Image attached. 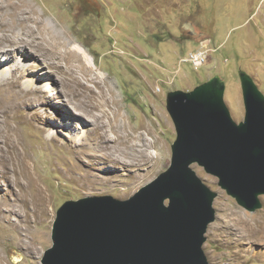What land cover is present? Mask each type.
<instances>
[{"label":"rangeland","instance_id":"374dc122","mask_svg":"<svg viewBox=\"0 0 264 264\" xmlns=\"http://www.w3.org/2000/svg\"><path fill=\"white\" fill-rule=\"evenodd\" d=\"M27 1L42 25L51 27L42 31L43 43L53 36L80 45L91 68L72 56L62 59L63 48L54 57L35 44L25 49L27 57H11L6 64L10 68L16 61L24 68L21 79L13 77L15 86L0 82V207L11 212L5 216L20 229L0 221V264H41L53 245L56 211L66 202L104 196L126 200L168 169L176 138L166 111L171 91H191L217 77L225 84L224 101L236 123L244 119L240 72L264 95V0ZM202 42L206 63L196 70L181 64ZM67 74H73V84ZM44 84L51 89L38 90ZM90 102L91 114L103 113L106 126L113 114L122 120L115 133L110 131L119 142L115 156L122 154L130 163L135 144L149 157L134 160L133 166L115 156L98 159L92 140L98 134L84 116ZM85 133L81 145L77 139ZM191 168L216 194L215 219L202 245L207 263L264 264V194L261 208L249 212L215 176L198 164ZM38 190L42 195L36 196ZM238 217L259 230L251 240H235Z\"/></svg>","mask_w":264,"mask_h":264},{"label":"water","instance_id":"95a60500","mask_svg":"<svg viewBox=\"0 0 264 264\" xmlns=\"http://www.w3.org/2000/svg\"><path fill=\"white\" fill-rule=\"evenodd\" d=\"M239 78V123L217 77L168 93L166 111L176 132L168 169L126 200L88 197L63 204L41 264H208L202 245L215 219L216 194L191 165L215 176L249 212L261 208L264 194V95L249 75L240 72Z\"/></svg>","mask_w":264,"mask_h":264},{"label":"bare ground","instance_id":"6f19581e","mask_svg":"<svg viewBox=\"0 0 264 264\" xmlns=\"http://www.w3.org/2000/svg\"><path fill=\"white\" fill-rule=\"evenodd\" d=\"M42 24L43 23H42L41 15L36 14L34 4H32L31 1H27V0H0V55H2L4 57V58H1L2 60H0V61L4 62V64L0 66V82H1V84H5L6 88L10 87L11 84L14 85L15 81L13 80V77L15 76V74L18 75V80L21 79L22 76H20V75L22 74V70L24 68L23 64L22 65L17 64L16 61L14 62L13 66L10 68H8L6 64L11 63V60H12L11 57L16 58L17 56H20L19 59L27 57V54H28L27 51L28 50H25V49H30L31 44L32 45L35 44L36 49L39 48V46H41L40 47L41 50H38V51L42 52L43 54H47V55L49 53H51V54H53V56L58 55V53H57L58 50H60V48H63V52L61 50V55H60L62 57V59H64L65 61H68L70 56H72L73 58H76L77 61H82L86 67L91 68L90 62L88 60L89 55L86 52V50L83 47H81L80 45H77L76 43L70 42L69 40L63 41L60 38H55L53 36H52L51 42H48V40H47L46 43L44 44L40 35L42 34V31L43 32H45V31L51 32V30H50L51 27L46 28V26H44ZM54 27H56V26H54ZM17 29H18V31H17V33H15L16 32L15 30H17ZM55 30H56V28H55ZM53 32H56V31H53ZM53 32H52V34H53ZM24 37L29 38L30 41L29 42L25 41ZM35 41H38L39 43L35 42ZM23 49H24V51H23ZM47 55H44V56L49 58ZM58 59L59 58H57V60ZM91 63H92V61H91ZM55 68H57V66ZM39 74H41V73H39ZM101 76H102V74H101ZM10 78H11V81L9 82L8 79H10ZM73 78H74L73 74H71V75L67 74V80L69 83H72V84L74 83V82H71V80H70ZM35 79H41V77L36 76ZM45 85H47V84L38 86V90L51 89L50 85H47L46 87H45ZM24 91H26V90H24ZM84 106L87 110L86 115L84 114V116H86V118H88V120H89L88 122L92 123L93 132H96L98 134V139H96V141L91 136L92 140H94L93 141L94 142L93 143L94 152H95V154H98L97 158L100 160H105L107 157L108 158L114 157L115 151L117 150L116 146L119 144V142H117L116 138L111 135L110 131L115 133L117 128L119 127V125L122 123V120L119 118V115H117V117H116L115 114H113L112 115V122H111L113 124H111L110 120H109V125L106 126L104 123H101V118L104 115L103 113H101V116H96V115H94V113L91 114V110L94 109V103L90 102L89 104H86ZM74 121L77 122L78 120H74ZM81 131L84 132L85 130L82 129ZM86 134L87 133L84 134V137L82 135L79 137V139H77L81 145L83 144V140L85 139ZM126 140H128L127 137L122 139V141H126ZM143 146L147 147V145H143ZM133 148H135V149H134V152L130 154V156L132 157V159H130V163H129V161H126L124 159L125 156H123L122 154H119L118 156H115V157H118L121 160L128 162V164H130L131 166H133V162H135L137 159H139V158L146 159L149 157L146 153L145 148L137 151L135 144L130 147V149H132L131 151H133ZM99 153H101V155ZM42 192H43L42 190H38V192L36 193V196L42 195ZM39 200H40V198H39ZM5 213H11V212H9V211L6 212L0 207V221L7 223L9 226H11L13 228L12 230H14V231H15V229L19 230L20 229L19 225L17 223L11 222L10 219L7 218L8 216L7 217L5 216ZM234 225H235L234 227L238 228V230L240 231L239 235H237V237L235 239L237 241V243H239L238 241H241V240H243V241L244 240H251L252 238H249L250 235L255 234V233H259V230L256 229L252 223H250L248 220L243 219L241 217H238V220L235 221ZM12 254H13V256L18 255L17 251L13 252ZM0 263H2L1 259H0Z\"/></svg>","mask_w":264,"mask_h":264},{"label":"built area","instance_id":"2783aa9c","mask_svg":"<svg viewBox=\"0 0 264 264\" xmlns=\"http://www.w3.org/2000/svg\"><path fill=\"white\" fill-rule=\"evenodd\" d=\"M200 47L194 51L188 52L184 57L180 59L181 64H189L193 67L194 70L198 69L200 66L206 63L207 61V44L200 43ZM172 85V82L169 83ZM157 91L159 89L157 88Z\"/></svg>","mask_w":264,"mask_h":264}]
</instances>
